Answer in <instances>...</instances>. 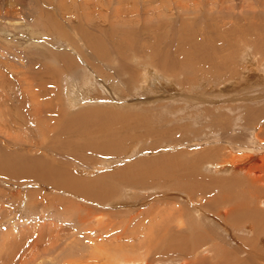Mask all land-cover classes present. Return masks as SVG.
Listing matches in <instances>:
<instances>
[{"label":"rangeland","instance_id":"obj_1","mask_svg":"<svg viewBox=\"0 0 264 264\" xmlns=\"http://www.w3.org/2000/svg\"><path fill=\"white\" fill-rule=\"evenodd\" d=\"M116 2L0 0V71L14 74L8 79L0 77V120L9 118V111H17L14 108L17 105L22 104L19 112H25L31 110L28 105L33 106L38 102L43 108L46 101L62 111L66 108L71 110L72 106L73 111L82 115L71 120L68 125L67 121L61 120L55 126V131L47 129L49 134L56 133L53 137L37 133L36 137L27 135V130L37 126L26 111L25 118L30 120L28 125L16 123L19 131L24 129L26 132L23 139L16 144L10 143L0 133V154H19L16 157L10 154L14 159H30L33 156L39 159L42 167H57L62 163L63 167L69 166L76 175L88 179L112 172L116 167L124 168L138 159L150 161L154 168L160 165L159 170L162 169L161 165L168 169L174 163L181 164L184 169L198 156H202L204 151L212 153L210 161L205 159L206 162H203L205 165L211 163L209 165L213 168L219 165V170L205 173L219 177L231 171L222 168L228 165L230 155L247 152L253 156L258 151L260 157H264V0ZM117 6L123 11L120 21L116 13L113 15ZM182 7L187 8L184 10ZM79 8L88 9L84 11L91 14L86 21L90 23L89 28L82 19L74 20L80 12ZM48 12L67 31V40L46 35L39 27ZM111 22L113 25H110ZM181 22L183 25L188 23L187 32L196 31L198 46L191 49L190 56L186 55L185 58L190 59L191 69L185 71L180 67L185 59L180 53L181 43L176 35L178 31L174 34ZM81 23L83 28L96 34L99 28H108L107 31H110L112 27V42L116 45L120 39L129 41L127 43L133 49L127 47L123 51L126 53H121V48L115 49L110 37L106 39L104 36L109 55L105 61L101 55H93L83 44L82 36L73 28L75 24ZM209 29L218 33L210 32ZM126 33H129V38H125ZM72 41L78 47L77 50L71 49L69 42ZM40 48L53 51L54 62L39 58ZM154 50L157 51L155 54ZM63 51L77 61L72 68L81 78L76 79L71 74L61 72L58 74L59 80L54 77L47 79L53 85L48 82L46 89L52 92L54 89L56 95L53 92L46 100L41 96L37 101L24 99L21 103L20 94L24 93L25 97L29 91L36 92L39 89L31 75L37 72V76L44 72L40 62L45 63L47 68H53L55 64L59 68L62 64L58 54ZM164 52L168 53V57L165 53V59H169L165 60L166 68H161L153 61ZM122 54L124 57L120 56ZM19 71L25 72L24 75L30 76L32 80L20 81L18 78L22 77ZM74 92L77 93L76 98H72ZM7 96L12 99L10 104L6 103ZM73 99H77L78 103L73 102ZM7 108L9 111H6ZM84 110L92 111L90 114L94 115H85L81 112ZM240 143L250 146L243 149ZM5 145L13 150L9 152ZM233 149L235 152L229 153L228 150ZM102 152L107 154L103 155ZM213 154L216 156L213 157ZM162 158L166 160L162 162ZM51 159L55 160V165H52ZM251 163L261 164L256 161ZM34 168L38 169L37 166ZM180 168L173 167V170L185 172ZM20 171L24 174L21 181H27L15 182L0 176V264H177L178 259L175 257L154 254L148 246L153 240L146 237L147 228L154 226L161 232L167 228L187 230L177 211L180 203H186L187 200L182 198L181 190L169 186L168 182H165L167 185L160 182L153 186L156 177H143L141 181L146 183L144 187L143 183H140L142 186L138 184L139 187L130 185L127 188L120 184L114 197L104 198L110 202L109 205L94 203V206L89 201L78 200L57 191L52 184L31 180L29 173ZM148 179H152L154 188H150ZM157 184H163L158 189H164L165 192L155 189ZM165 187H169L168 191ZM196 195L192 203H196L199 198V201L204 200L202 205L205 204V197L198 194L197 198ZM110 197L113 198L112 202ZM173 197L176 199L174 204ZM260 199L259 212L264 216V197ZM255 202H258L257 197ZM193 204L190 206L192 211ZM140 206L142 209L145 207L144 210L141 211ZM149 207L154 210H147L146 213ZM138 211L144 213L141 215ZM204 211L202 208L200 213L217 225L215 239L221 242L223 248L235 252L245 245L241 238L243 236L231 229L229 225L233 222L227 220L223 212L220 216H214ZM156 212L162 216L155 215ZM131 216L133 218L129 219ZM202 245H205L202 246L203 250L207 251L203 255L212 258L214 252L209 243ZM256 246L264 251V242L257 241ZM242 255L248 254L245 252ZM257 256L258 262L264 264V254L262 257L259 254Z\"/></svg>","mask_w":264,"mask_h":264},{"label":"bare ground","instance_id":"obj_2","mask_svg":"<svg viewBox=\"0 0 264 264\" xmlns=\"http://www.w3.org/2000/svg\"><path fill=\"white\" fill-rule=\"evenodd\" d=\"M122 1H124V0H117L116 3H119ZM87 8H89V6ZM182 8H184V10H185L187 7H182ZM78 10H80V8ZM84 10L88 11V9H81L80 12L75 16L76 18L74 20L76 21L77 19H82L83 21H85V24L87 25V27L88 26L90 27V23H87L86 21H87V19H89L88 15H91V14L85 12ZM113 12H114L113 15H115V13H116V15L118 17L117 20L120 21L123 18L121 16L123 11L120 10L119 6H117V9H115ZM104 13L106 14L107 12L104 11ZM109 14H110V12H109ZM158 14H159V12H158ZM46 16H47L46 19L43 20V23L39 26L42 28L43 32L46 35H51V36L55 35V36H57V38L59 36V37L67 40L66 36H68V33L62 27V24L59 23L58 20L54 19L53 15H51L50 12H48L46 14ZM150 16H152V15H150ZM112 23L113 22H111L110 25H113ZM93 24L98 25L99 23H93ZM174 26L175 25H173V28H174ZM187 26H188V23L183 25V23L181 22V25L179 26V28L176 31H174V34H175V32L178 31L176 33V35H177L178 40L181 43V45H180V51L181 52L180 53H181L182 58L185 59V60H183V63L180 65V67L184 71L187 70V68L191 69V68H189V64H190L189 60L190 59L185 58V57L190 56L191 49H196L198 47L197 43H196V38H197L196 34H195L196 31L191 32V33L187 32L185 30ZM177 27H178V25H177ZM73 28L76 31H78L79 34L82 36L81 40L83 41V44L88 49H90L92 51L93 55H96V56L101 55L102 57H104V60L107 61V58L109 57V55H108V52L106 51V49H107L106 45H108V43L107 44L104 43L103 39L105 40V38L107 39L110 37V40H111L110 42H112V39H111L113 37V35H112L113 30L111 29L112 27L109 29L110 31H107L108 28H106L107 30H104V29L101 30L102 28H99V30L95 29L98 31L97 34L94 32L93 33L90 32L86 28H83L82 23L80 25L75 24L73 26ZM155 30L157 31V28ZM209 30H210V32L218 33L212 29H209ZM138 31H136V32H138ZM131 32H133V31H131ZM169 32L170 31H168V33ZM155 35H156V33H155ZM165 35H167V34H165ZM104 36H105V38H104ZM124 36H125V38H129V33H126ZM160 37H161V35H160ZM257 37H259V36H257ZM201 39H202V37H201ZM113 41H115V40H113ZM122 41L123 40L120 39L119 43H117L116 45L112 42L115 45L114 48L115 49L121 48V50H120L121 53L127 47L129 49H133V48H130V46L128 45L127 42H129V41L126 40L127 42L123 41V43H122ZM106 42H107V40H106ZM153 42L154 41H152L150 43H153ZM199 42H201V41L199 40ZM125 43H126V45H124ZM69 45L71 46V49H75V50L78 49V47L76 46V44L73 41L71 43L69 42ZM109 45H110V43H109ZM206 45H208V44H206ZM157 46H158V44H157ZM144 49H146V48H144ZM40 50H41L39 53L40 57L38 56L39 58L44 57V58L54 62L55 56L53 55V51L49 52V51H46L45 49H42V48H40ZM202 50H204V49H202ZM199 51H200V49H199ZM199 51L197 53H199ZM156 52L157 51L154 50V54ZM123 53H126V52H123ZM165 53L167 54L166 57H168L167 52H164L162 54L160 53L161 56L159 57L157 55L156 58H154L155 60L153 61V63H155L157 66H159L161 68H163V67L166 68V62L167 61L165 62V60H168L169 58L165 59L166 58ZM58 56H59L58 60L61 61V64H62L59 68L55 66L56 64L54 65L53 68L52 67L47 68L45 63H42L39 61L40 65L42 66L41 69L44 72H42V73L40 72V74L37 76L35 75L37 72H35L34 75H31V77L32 76L34 77L32 79H35L34 81L37 82L39 89L36 92H34L35 90H33L32 92L27 90V91H29V93H27V95L25 97L23 96L25 94L21 92L22 94H20V96H19L20 97L19 101L21 103L23 102L24 99H26V100L30 99L31 101L32 100L37 101L38 98L41 96H43L45 98V99L44 98L43 99L46 100V97H48V95H50V94L52 95L53 92L56 95L54 89H53V92L46 89L47 83L49 82V81H47V79L54 77L56 80H59L58 74L61 72L62 73L66 72L69 75L71 74L76 79L81 78V77H77V76H79L78 72L75 71L74 68H72L73 65L77 64V61L73 58V56L69 55L65 51H63L62 53H59ZM120 56L122 57L123 54ZM125 61H127V59ZM197 61H200V60L197 59ZM193 69H194V67H193ZM121 71H122V69H121ZM19 73H20V77H22V78H18V77L17 78L20 81L24 80V82H25L26 79H28V80L31 79L30 76L24 75L25 72L19 71ZM12 75H14L13 72L5 74L4 72L0 71V77H5L8 79V78H11ZM13 79H15V78L13 77ZM53 81H55V80L53 79ZM27 82H29V81H27ZM58 82H60V81H58ZM58 82H55V83H58ZM49 84H52V83L49 82ZM58 89H59V87H58ZM24 91H26V90H24ZM58 91H60V90H58ZM7 95H9V94L7 93ZM76 96H77V93L74 92L72 98H76ZM6 99H5L6 103L10 104L12 99L9 98V96H7ZM73 102L78 103L77 99H73ZM48 103L49 102L46 101V104H44L45 106L43 108H41V106L38 105V102H37V104L33 103L34 104L33 106L28 105V109H31V110H28V111L25 110V112H22V111L19 112L20 106H22V104L17 105L15 107L12 106L17 111H15L13 109H12L13 111H9V109L7 108L8 110H6V111H9L8 113L10 114V117L7 115L9 118L5 117V119L0 120V133H2V135L4 134V136L7 137L6 138L7 141H9L10 143L18 142V140L23 139V137L25 135L24 134L25 131H23L24 130L23 128H22L23 132L19 131L16 127V123H19L20 125L25 124L27 126L28 125L27 122H29L31 120V121H33V123H35V125L37 127H35V128L31 127L29 130H27V132L29 133V134L27 133V135H29V136L34 135L37 137V135H35L37 133V134H40L41 136L53 137L54 134H56V133L49 134L50 132H48L47 129H49V131H50V129H53L52 131H55L54 130L55 126L59 122H61V120L67 121L66 124L68 125V123L71 120L76 119V117L78 118V116H82L80 114V112L73 111L72 109H74V107H72V106L70 107V109L72 108L71 110H69V108H66L62 111L61 108H56V107L53 108L52 107L53 105L48 104ZM1 105H3V103ZM3 108L5 109V107H3ZM0 110H1V108H0ZM26 111L28 112V115L30 114V120L25 118ZM49 112H50V114H48ZM81 112H83L85 115H88L92 111L89 112V111L84 110ZM42 115H44V116H42ZM91 115H94V114H90V116ZM3 120H5V121H3ZM20 125H18V126H20ZM80 125H82V124H80ZM98 128H99V126H98ZM83 129H84V127H83ZM77 134H78V132H77ZM255 135H254V137H255ZM129 136H130V134H129ZM27 137L28 136H25V138H27ZM94 140H95V138H94ZM258 141H259V139H258ZM88 144H89V142H88ZM91 144H92V142L90 143V145ZM7 145H8V143H7ZM10 146L13 148L12 145H10ZM75 146H77V144ZM249 146H248V143L247 144L243 143L240 145V148L247 149V148H249ZM11 147H7V149H9L8 150L9 152L11 150H13ZM108 149L109 148H107V150ZM243 149H241V150H243ZM228 151L230 153V152L234 151V149L228 150ZM249 151H251V149H249ZM204 152L205 153L202 152V156L201 155L198 156V158H196L195 160H193L194 159L193 158L192 159L193 161L187 167L184 165L185 166L184 169H182L181 164L180 165H178V164L175 165V163H174V165L172 164L173 167L176 168L177 166H179V167H181L180 168L181 170L185 171V172H181V173H177L179 171L174 172L173 167H170L168 169L167 168L164 169L163 168V167H165L164 165H163V167L161 165L162 169L159 170V168H158L160 166L159 163H158L159 166L156 167L158 169L156 170V168L153 167V163H151L150 161L144 160V159H138L137 161L132 162L130 165H128L124 168L118 169V167H116L115 169L112 170V172L111 171L104 172V173L98 175L96 178L92 177V179L83 178L80 175L79 176L76 175L74 171H71V168L69 166L63 167L64 164H62V163L58 164L57 167H52V166L42 167L39 163V159H37L33 156L30 157V159H28V158L18 159V157H17V159H14V158H12L14 156L12 153H10V154H12L13 156H10L9 153L7 154L5 152V155H7V156H3V154H0V156L1 155L3 156V157L1 156L2 158L0 157V176L3 177L4 179L15 181V182H18V181L24 182L27 180L21 181L22 178L24 177V174H22V172L20 170H23V171H25V173L26 172L29 173L28 176L31 180H34L36 182L42 181V182L48 183V185L52 184L57 191H61L64 194L71 196L73 198H76L78 200L89 201L93 205H94V203L95 204L98 203L100 205H109L110 202L104 200V198H107L109 196L114 197L116 191L118 190V188H120L119 187L120 184H122L121 186H123V184L126 185L125 187L127 188V186H130V185H137L138 186V184L141 185L140 183H143L142 184L143 186L142 185L141 186L144 187V186H146V185H144L146 183L141 181L143 179V177H147V178L148 177H154V178L156 177L155 183L153 184V186L156 183H160V182L161 183H165V182L167 183L168 182L169 186L171 185V187L173 186V187H176L178 190H181L182 198H185L187 200L186 203H183V202L180 203L179 207L177 208L178 215L180 216L179 218L181 220L183 218L182 221H184V223L186 224L187 230H184V231L178 230L177 231V230H173L171 228H167L165 231L163 230L164 232L163 231L161 232V231H159L158 227H156V226L147 228L148 233H147L146 237L152 238V240H153L152 241L153 243H150L149 245L148 244L147 245L150 247L151 251L154 254L160 253L161 254L160 257H165V256L168 258L175 257L176 259H178L177 264H262V263L258 262L257 254H259L262 257L264 254V251L262 252V249L258 248L259 244H258V247L256 246V244H257V241L264 242V216L259 212V205H261L260 204V202H261L260 198L264 197L263 196L264 195V159H263L264 157L263 156L260 157V154L257 153L258 151H256V154H253V156L247 152H245L246 154L244 153L245 155L242 153L233 154L232 156L230 155V158L228 157L229 158L228 159V161H229L228 165L222 166V168L225 170L230 169L231 171L229 170L230 171L229 173H226V174L224 173L222 175H219V177H218V175L216 176V174H212V175L207 174L208 172L210 173L212 171L215 172L216 170H219V169H217V168H219V165L215 168L210 167L209 164H211V163H208V165L207 164L205 165L203 162H206L205 159L210 161L209 159H211L212 153L211 152L207 153L206 151H204ZM14 153H16V152H14ZM105 154H107V153H103V155H105ZM216 155H217V153H216ZM216 155L213 154V157ZM16 156H19V154ZM16 156H14V157H16ZM111 156H113V155H111ZM161 157H164V156H161ZM33 159H36L38 161L33 160ZM159 160H161L160 157H159ZM162 160H163L162 162H164V160H166V158L165 159L162 158ZM51 161H53L52 165H55V160L51 159ZM185 161H186V159H185ZM251 161L260 162L261 164L257 163L258 165H256V164L253 165L251 163ZM157 162H159V161H157ZM58 163H59V161H58ZM110 163H114V162H110ZM155 164L157 165L156 162H155ZM202 164H204V165H202ZM108 165H110V164H108ZM35 166H37L38 169L35 170V168H34ZM206 171H207V173H205ZM151 180H149L150 181V188L153 187L151 184ZM161 180H163V181H161ZM166 183L164 185H167ZM157 185L155 186V189L162 188V186H163V184L162 185L160 184L161 187H160V185H158V186ZM168 188L165 187L166 191H168ZM158 190H160L161 192L163 190V192H165L164 189H158ZM169 191L171 192L172 189H170ZM173 192H174V190H173ZM196 194L197 195L199 194L198 196H200V194H201V196L203 195L205 197V198L203 197L206 200L205 204L203 203V205H202L201 202H203L204 200L199 201V198ZM194 195L197 196L198 201L197 202L195 201L196 203L193 204L192 203L193 201H191V200L194 197ZM166 197H168V196H165V198ZM256 197L258 199L257 203L255 202ZM109 199L113 200V198H111V197ZM168 199H166V200H168ZM112 200H111V202H112ZM169 200H171V197ZM175 200L176 199H174V197H173V199H172L173 204L176 203ZM130 202L134 203L135 201L134 202L130 201ZM190 202L193 204L194 211H192V209H191L192 207H190L192 204L189 206ZM187 203H188V205H187ZM148 205L149 204H147V206ZM172 207H174V206H172ZM217 207H218V209H217ZM77 208H79V206ZM144 208L142 209V207H141L140 208L141 211L144 210ZM168 208H170V207H168ZM202 208L205 210L204 212H206V210H207L209 212V214L211 213L214 216H220L221 212H223L224 215L226 216V219L233 222L232 224L229 225L231 227V229L235 230V232L237 234H240V236H243L241 238L244 239L245 245L241 249L238 248L237 251L234 250L235 252L223 248L221 242H218V240L215 239V235L218 232L217 225L215 223L212 224V220L210 218H208L207 216L202 215L200 213V210ZM214 208H216V209H214ZM95 209H97V208L95 207ZM151 209H153V208H151V207H149L148 209L146 208V213H148ZM89 210H91V209H89ZM147 210H148V212H147ZM170 210H171V208H170ZM170 210L168 209V211H170ZM141 211H138V212L141 213ZM131 212L133 213V210H131ZM152 212H154V211H152ZM103 213L106 215L105 212H103ZM103 213H101V214L103 215ZM143 213H141V215ZM86 214H87V212H86ZM94 214H96V213H94ZM101 214H100V216H101ZM108 214H110V213H108ZM129 214L131 215V213H129ZM136 214H138V213H136ZM138 215H135L134 217H136ZM155 215H161L162 216V214H159L158 212H156ZM214 216H211V217H213L212 219H214L216 221ZM127 217H128V215H127ZM91 218H92V216H91ZM131 218H133V217L131 216L129 219H131ZM151 219H152V217H151ZM161 220H163V219H161ZM132 221H134V220H132ZM153 221L156 222V220H153ZM136 222L138 223L139 220ZM223 237L225 239V235H223ZM206 242L209 243V245L211 246L210 249L214 252V256L212 258H207L206 256L203 255V253H205L207 251L203 250L202 246H205V245H202V244L203 243L206 244ZM245 252H247L248 255L243 256L242 254Z\"/></svg>","mask_w":264,"mask_h":264}]
</instances>
